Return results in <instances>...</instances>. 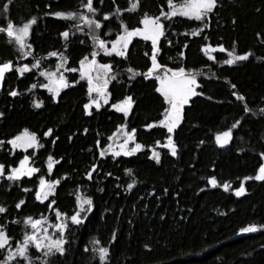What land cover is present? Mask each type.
I'll list each match as a JSON object with an SVG mask.
<instances>
[{
    "label": "trees",
    "instance_id": "obj_1",
    "mask_svg": "<svg viewBox=\"0 0 264 264\" xmlns=\"http://www.w3.org/2000/svg\"><path fill=\"white\" fill-rule=\"evenodd\" d=\"M81 2L11 0L5 13L3 4L8 0H0V27L9 21L22 25L35 17L28 37L34 55L63 52L68 58L66 68L78 69V61L92 50L87 29L77 31L72 21L54 19L45 13L79 10ZM94 3L102 24L97 35L105 41L119 34L120 21L114 15L117 9L129 29L138 26L144 14L158 16L168 10L167 0H138V8L131 13L123 11L129 0ZM105 13L113 14L109 21H103ZM161 22L165 35L158 42V63L168 69L184 67L199 72L196 91L202 93L184 106L182 121L171 134L158 124L167 105L155 92L156 81L143 76L129 80L131 73L126 71L132 68L145 72L151 64V43L139 37L132 39L126 58L101 54L97 60L110 64L111 74L115 75L107 87L110 103H117L126 95L133 98L127 118L110 109L109 104L99 110L92 108L91 115L85 116L82 106L88 100L87 84L79 79L78 71L66 73L70 83L79 82L61 90L56 102L38 86L39 75L35 71L20 77L11 72L5 77L0 90V140L6 141L24 129L35 133L43 146L35 150L34 156V150L27 153L41 168L40 175L47 180H60L55 195L43 204L34 199L32 192L21 191L22 187L34 191L38 176L21 180L19 186H9L7 180L0 185V206L7 209L0 214V224L8 221L6 230L12 245L27 231L25 217L55 213L46 206L51 200H55L56 210L71 215L79 189L81 195L92 200L93 210L84 217L83 225H70L65 255L50 256L48 264H100L98 253L93 252V239L97 246L109 250L105 264H264V181L244 180L256 174L264 152V0H217L216 9L205 21L209 27L196 36L189 33L202 27L198 21L176 17L170 22L161 17ZM65 30L71 32L66 48L59 36ZM205 45H222L226 51L212 52L214 59L209 61L201 51ZM233 48L238 55L249 53L248 59L231 66L222 64L228 58L227 51ZM9 60L14 65H30L33 57L21 60L0 33V62ZM50 60L54 61V57L43 61ZM32 84L37 86L29 91ZM13 88L20 95L10 97L8 92ZM233 92L244 100H237ZM33 98L41 103V108L31 106ZM236 120L241 123L231 130L229 144L218 147L215 134L229 130ZM153 122L156 126L146 130L144 125ZM119 125H124L125 131L136 129L135 142L143 150L127 157H101L100 149L106 148L108 137ZM49 129L51 134L46 138L43 132ZM169 135L176 145L175 157L156 144L159 141L163 145ZM150 149L160 153L159 163L149 159ZM9 153V146L0 145V164L5 169L15 166L22 154ZM49 156L53 163L51 174L46 172ZM88 173L90 179L85 178ZM210 178L216 180V187L208 184ZM241 181L245 194L237 197L233 191L241 186ZM129 183H133L132 189L127 188ZM225 183L229 191L220 186ZM20 199L25 204L17 210L15 204ZM12 220L19 222L12 224ZM249 225H255L257 231L240 232ZM29 255L34 264H40L39 253L30 249ZM3 257L0 250V260Z\"/></svg>",
    "mask_w": 264,
    "mask_h": 264
},
{
    "label": "snow or ice",
    "instance_id": "obj_2",
    "mask_svg": "<svg viewBox=\"0 0 264 264\" xmlns=\"http://www.w3.org/2000/svg\"><path fill=\"white\" fill-rule=\"evenodd\" d=\"M102 2V0H101ZM3 4V12L7 13L9 10V4ZM167 11H161L158 16H149L144 14L138 22V26L129 29L126 24L120 18L119 9L115 10L114 15L120 21L119 23V34L116 35L115 39L105 41L100 36L97 35V30L102 31V24L100 18L97 16L98 9L95 7L94 0H82L79 5V10L71 11H54L50 13H45L54 19L72 21L73 26L77 31H82L83 28L88 29V38L92 41V50L89 55L82 57L79 61V68H65L68 63V58L65 54L49 51L44 57H37L33 53V48L30 43H28V37L30 34L31 26L36 23V18L32 17L24 22L22 25H14L13 22H7L5 27H0V33L5 34L8 42L13 45L15 51L21 60L28 57H33V62L29 65L27 63L14 65L12 61L0 62V81H3L6 73L14 72L17 77L23 76L25 73H29L32 70L41 69V61L48 59L49 57H55L57 59L55 68L56 71L52 70H39L38 75L43 77L46 83H40L39 87L46 89L51 95L53 102H56L57 96L62 89L74 86L79 81L73 80L71 83L65 77L60 69H64L67 72H79V79L86 81L87 84V94L88 100L83 104V113L85 116L91 115L89 109L90 107H95L97 110L101 107V102L103 104L109 103V92L106 91L108 83L110 80L115 79V75L111 74V66L108 63H98L97 57L101 53L105 57H118L126 58L127 49L134 37H139L144 41H150L151 43V56L149 57L151 64L145 72L134 71L132 68H128L126 71L131 73L129 80L136 76H143L145 80L154 79L156 81L155 92L158 93L163 98V103L167 105L162 113L163 118L159 120V126L165 128L169 134L178 127L182 121V112L185 105L190 103L192 97L201 95L202 93L196 91L199 86L197 83V76L199 72H194L191 70H186L184 67H177L175 69L164 68L158 63L157 56L159 55L158 42L161 37L165 35V26L161 22V17L165 20H169L174 17H182L187 20H195L201 23L202 27L192 31L189 35L196 36L199 35L204 29L208 28L209 25L205 21L214 12L217 7V0H179V2H174V0H167ZM47 7V5L45 6ZM138 8V0H129V6L123 11L129 13L135 12ZM259 11V10H258ZM113 14L105 13L103 14V21H109L110 16ZM97 17V18H93ZM71 32L65 30L59 33V36L65 41V48L67 47V41ZM105 36L108 33H104ZM261 38L264 39V34H261ZM110 43V47L106 45ZM201 51L207 57V60L213 61L214 57L211 55L212 52L219 51L224 53L226 49L222 45H218L216 48H212L205 45L201 48ZM147 55V54H146ZM180 57H184L183 51L179 53ZM227 59L221 61L224 65L231 66L237 61H245L249 57V53L245 52L243 54H236V49L233 48L231 51H227ZM260 59V57H257ZM119 82V81H117ZM37 85L32 84L29 86V91L35 88ZM233 88L235 85L232 86ZM237 100L242 101L244 97L236 92L232 93ZM10 97H16L20 93L15 89H11L8 92ZM134 100L130 96H124L123 99L119 100L117 103H113L111 108L116 112L127 118L129 112L133 107ZM31 106L33 108H41V103L37 102L35 98L31 101ZM245 112L249 109L245 107ZM264 112V109L261 110ZM3 113H0L2 116ZM241 123L240 120H236L231 124L230 129L223 132H218L214 136L215 144L218 147H225L229 144L232 138V129H236ZM156 126V122L148 123L144 125L145 129H151ZM125 126L119 125L117 130L108 137L111 142L108 144L107 148L100 149V156L110 154L113 159L119 156H132L136 152L142 149L140 143L135 142L136 129L133 128L130 131H124ZM85 131H87L85 129ZM51 134V129L44 131L43 136L49 137ZM115 138L123 137V142L116 145ZM71 139V137H69ZM132 143V147H128L129 143ZM9 146L10 153L12 154L15 150H27L35 149L37 147H42L43 145L39 143L37 135L28 131L27 129L22 130L17 135L5 140H0V145ZM157 146L164 147L168 150V153L175 157L177 155L176 145L173 142L172 136L169 135L166 138V143L160 145V142H156ZM118 149V150H116ZM32 155H36L33 151ZM149 159H155L157 163L160 162V153L156 151H151V156ZM260 159L264 161V152H261ZM49 163L47 164V169L49 174L52 173L53 163L52 157H48ZM58 163V161H57ZM93 168L96 166L93 165ZM38 169L30 164V157L28 155L23 156L16 163L15 166H8L5 169V165L0 164V178L7 180L9 186L16 184L19 186V182L22 178H31L34 173H37ZM128 170H126V173ZM86 179L91 178V173H88L85 177ZM63 179V177H61ZM244 180H255L257 182L264 181V163H261L256 171V174L251 177H244ZM208 184L216 187L217 182L215 179H208ZM60 183V180H46L43 175L39 177L38 184L36 185L34 191L33 189L22 187L21 191L24 193L32 192L34 199L39 203H45L49 201V198L55 195L56 187ZM134 183V181H133ZM133 183L127 185L128 189L133 188ZM224 191H229V185L227 183L220 185ZM167 192V189H165ZM245 194V187L243 181H241V186L233 191V195L240 197ZM55 200H51L47 203V207L52 209L56 215V222L54 225H49L46 217L33 218L31 216L25 217L23 224L26 229H30L25 232L22 240L15 242L13 247L10 243L11 237L7 234L6 225L8 221L0 224V250H3L4 257L0 260V264H34L32 258L29 255V248H35L36 252L41 254L40 264H48V259L52 255L64 256L66 253L65 244L67 239L65 236V230L70 225L81 226L85 223L84 217L87 216L93 210V202L90 198L81 195L80 190L77 189L75 193V211L72 215L66 217L60 211L56 210L53 205ZM25 204L24 199H20L16 204L15 208L17 210L21 209V206ZM7 209L0 206V214H5ZM223 214V213H221ZM163 219V217H161ZM19 221L12 220V224H16ZM47 225V227H45ZM264 227V226H261ZM54 230L58 233L57 237L50 236L49 229ZM257 227L255 225H249L240 229L241 233H251L256 232ZM116 234L113 233V239H115ZM111 242V241H109ZM93 252L98 253V258L100 264H105L106 258L108 256V248L97 247V241L92 240ZM87 251V249H85Z\"/></svg>",
    "mask_w": 264,
    "mask_h": 264
},
{
    "label": "rangeland",
    "instance_id": "obj_3",
    "mask_svg": "<svg viewBox=\"0 0 264 264\" xmlns=\"http://www.w3.org/2000/svg\"><path fill=\"white\" fill-rule=\"evenodd\" d=\"M133 2H135V0H133ZM174 18H176V17H174ZM182 18V17H181ZM85 29H87V28H85ZM87 31H88V29H87ZM134 38H138V37H134ZM133 38V39H134ZM107 47H110L111 45H110V43L109 44H107L106 45ZM63 53V52H62ZM64 54V53H63ZM102 54V53H101ZM103 55V54H102ZM29 58V57H28ZM27 59V58H26ZM26 59H24L23 61H25ZM56 62H57V59L54 57V61H41V69H39V70H52V71H56V68H55V65H56ZM99 63V62H98ZM22 64V63H21ZM65 68H66V65H65ZM39 70H32V71H35L37 74H38V71ZM60 71L61 72H63V74L65 75V77H66V73H67V71H64V69H60ZM47 81H45L44 80V78L43 77H40L39 76V84L40 83H46ZM66 89V88H65ZM46 92H47V90L46 89H44ZM62 90H64V89H62ZM106 91H108L107 89H106ZM48 93V92H47ZM50 94V93H49ZM109 105H110V109H112L111 108V105L113 104V103H110V94H109V103H108ZM107 104H103V102H101V107L102 106H106ZM186 106V105H185ZM92 108H95L94 106L93 107H90V109H89V111L92 109ZM113 110V109H112ZM124 131H125V129H124ZM114 141H115V144L116 145H118V144H120V143H122L123 142V137H120V138H115L114 137ZM109 143H111L109 140H108V143H107V145H106V148H107V146H108V144ZM166 143V142H165ZM128 147L130 148V147H132V143L130 142L129 143V145H128ZM143 148L144 147H142V149L141 150H143ZM29 150H32V149H27L26 151H29ZM116 150H118V149H116ZM140 150V151H141ZM17 151H25V150H19V149H17ZM151 151H156L155 149H150V153H151ZM139 152V151H138ZM137 153V152H136ZM108 155H110V154H108ZM153 160H155V159H153ZM262 163H264V161H262ZM75 211V210H74ZM74 213V212H73ZM72 213V214H73ZM63 214V213H62ZM71 214V215H72ZM64 216H66V217H68V216H70V215H66V214H63ZM42 216H40V217H37V218H41ZM44 217H46L47 218V220H48V224L49 225H54L55 224V222H56V215H55V213L53 214V215H49L48 217L47 216H44ZM69 223V227H70V221L68 222ZM45 227H47V225H45ZM68 227V228H69ZM68 228H66V230H65V236L67 235V230H68ZM28 230H30V229H27V231ZM25 234V233H24ZM50 236H52V237H57L58 236V233L57 232H55L54 230H52L51 228L49 229V233H48ZM22 240V239H21ZM20 240V241H21ZM11 243V242H10ZM13 247L15 246V244L14 245H12ZM97 247H99V246H97ZM30 249H33L34 251H36L35 250V248H29V251H30ZM3 251V250H2ZM38 253V252H37ZM40 254V253H39ZM41 255V254H40Z\"/></svg>",
    "mask_w": 264,
    "mask_h": 264
},
{
    "label": "flooded vegetation",
    "instance_id": "obj_4",
    "mask_svg": "<svg viewBox=\"0 0 264 264\" xmlns=\"http://www.w3.org/2000/svg\"><path fill=\"white\" fill-rule=\"evenodd\" d=\"M39 83V82H38ZM38 86H39V84H38ZM17 135V134H16ZM38 148V147H37ZM37 148H35V149H32V150H36ZM15 151H17V150H15ZM18 152H21L22 154H21V156H20V158L19 159H21L23 156H25V155H28L29 157H30V164H32V165H34L35 167H37L38 168V174L36 175V176H38V178H37V184H38V180H39V177L41 176L40 175V171H41V168L39 167V166H37V165H35L34 164V161H33V159H32V155L31 154H29V153H27V151H18ZM14 153V152H13ZM13 153L11 154V156L13 155ZM18 159V160H19ZM18 160H17V162H18ZM16 162V163H17ZM48 170L46 169V172H47ZM23 180V179H22ZM47 180V179H46ZM4 182V179H2V178H0V185L2 184Z\"/></svg>",
    "mask_w": 264,
    "mask_h": 264
},
{
    "label": "water",
    "instance_id": "obj_5",
    "mask_svg": "<svg viewBox=\"0 0 264 264\" xmlns=\"http://www.w3.org/2000/svg\"><path fill=\"white\" fill-rule=\"evenodd\" d=\"M1 34H3V33H1ZM3 36L7 39V37L5 36V34H3ZM101 55V54H100ZM100 55H98V57H97V60L99 59V57H100ZM10 73H6V75H5V77L7 76V75H9ZM5 79V78H4ZM3 83H4V80L3 81H0V90L2 89V87H3ZM19 161V160H18ZM32 165V164H31ZM32 166H34V165H32ZM35 167V166H34ZM37 168V167H36ZM38 169V168H37ZM38 174V172L37 173H34L33 174V176L31 177V178H27V177H25V178H22V179H26V180H31L34 176H36Z\"/></svg>",
    "mask_w": 264,
    "mask_h": 264
}]
</instances>
